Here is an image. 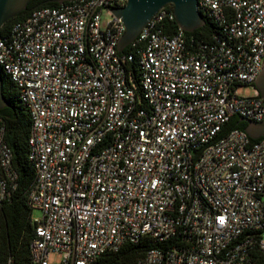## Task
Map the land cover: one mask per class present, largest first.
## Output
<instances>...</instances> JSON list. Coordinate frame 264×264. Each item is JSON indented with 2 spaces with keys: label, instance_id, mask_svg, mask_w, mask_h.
I'll list each match as a JSON object with an SVG mask.
<instances>
[{
  "label": "built area",
  "instance_id": "2783aa9c",
  "mask_svg": "<svg viewBox=\"0 0 264 264\" xmlns=\"http://www.w3.org/2000/svg\"><path fill=\"white\" fill-rule=\"evenodd\" d=\"M125 4L39 6L0 33L30 118L26 264H114L99 258L141 241L132 264H264V135L217 136L231 116L264 119V0H197L219 34L193 44L163 6L129 43L135 75L116 50ZM16 178L0 118V203Z\"/></svg>",
  "mask_w": 264,
  "mask_h": 264
},
{
  "label": "trees",
  "instance_id": "16d2710c",
  "mask_svg": "<svg viewBox=\"0 0 264 264\" xmlns=\"http://www.w3.org/2000/svg\"><path fill=\"white\" fill-rule=\"evenodd\" d=\"M45 0H29L27 9L8 19L0 27V33L5 34L10 24L25 18L31 9L39 6H59L60 3ZM69 1H65L67 3ZM171 8V5H167ZM205 23L192 32H186L185 39L188 43L195 41H210L213 33H218L219 27L213 20L204 17ZM172 28L177 24L172 21ZM219 34V33H218ZM120 53H131L133 60L129 67L134 75L137 72V54L134 47L126 45ZM2 94L8 105L0 109V118L4 126V141L11 152V162L16 171V187L8 201L0 203V261L11 258L13 262L26 264L29 262V244L33 236V226L29 220L31 210L25 202V192L33 179V166L27 158V137L30 130V118L26 108L18 99L14 84L9 77L0 70ZM244 121H239L237 116H231L221 127L218 137L225 135L231 129L243 130ZM254 140V139H251ZM143 241L136 245H123L116 254H104L99 258L102 263L132 264L135 258L148 248Z\"/></svg>",
  "mask_w": 264,
  "mask_h": 264
},
{
  "label": "water",
  "instance_id": "95a60500",
  "mask_svg": "<svg viewBox=\"0 0 264 264\" xmlns=\"http://www.w3.org/2000/svg\"><path fill=\"white\" fill-rule=\"evenodd\" d=\"M55 1L60 4L73 0H45ZM29 0H0V27L8 19L14 17L21 11L27 9ZM171 5L174 20L177 26L186 32H192L205 23V19L198 11L197 0H126V4L112 8V14L120 18L124 30L116 43V50L122 51L152 18V16L163 6ZM253 86L258 94L264 98V65L253 80ZM8 103L2 94L0 77V109ZM239 121H244L243 130L249 138L257 139L264 135V119L254 121L245 117H238Z\"/></svg>",
  "mask_w": 264,
  "mask_h": 264
},
{
  "label": "rangeland",
  "instance_id": "374dc122",
  "mask_svg": "<svg viewBox=\"0 0 264 264\" xmlns=\"http://www.w3.org/2000/svg\"><path fill=\"white\" fill-rule=\"evenodd\" d=\"M104 13H105V11H103V13H102V19H103V20L107 18V17L104 15ZM238 93H239L240 95H246V96H247V95H251V94L253 93V89H252L251 86H239V87H238ZM31 215H32L33 217H39V216H40V211L37 210V209H33V210L31 211ZM58 258H59L58 255L51 254L49 260H50V262H52V263H56L57 260H58Z\"/></svg>",
  "mask_w": 264,
  "mask_h": 264
}]
</instances>
